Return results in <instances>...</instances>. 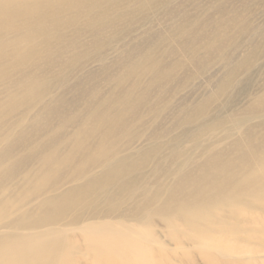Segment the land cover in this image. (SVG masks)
<instances>
[{
	"label": "rangeland",
	"instance_id": "obj_1",
	"mask_svg": "<svg viewBox=\"0 0 264 264\" xmlns=\"http://www.w3.org/2000/svg\"><path fill=\"white\" fill-rule=\"evenodd\" d=\"M54 12L59 20L25 58L11 51L0 64V151L10 148L17 161L6 164V182L40 181L48 171L49 188L61 186L110 160L126 188L115 200L72 202L68 216L146 229L156 240L136 264H239L201 240L195 212L178 225L171 219L213 201L202 179L238 188L234 172L261 151L264 0H96L91 11L67 4ZM26 75L37 84L10 97Z\"/></svg>",
	"mask_w": 264,
	"mask_h": 264
},
{
	"label": "bare ground",
	"instance_id": "obj_2",
	"mask_svg": "<svg viewBox=\"0 0 264 264\" xmlns=\"http://www.w3.org/2000/svg\"><path fill=\"white\" fill-rule=\"evenodd\" d=\"M67 4L73 7L84 4L91 11L96 0H0V64L11 51L17 52L13 58H25L31 41L45 38L59 20L54 10ZM13 34V40H6ZM1 69L0 65V80L6 77V70ZM32 84H37V80L26 75L15 82L10 97L15 96V90ZM3 103L0 100V110ZM28 114L29 110L20 113L21 119ZM97 118L104 124L110 120L101 111ZM17 126L14 124L13 128ZM30 151V155L34 153ZM244 161L243 168L233 174L237 182L243 180L238 188L228 189L229 179L200 180V190L213 201H197L193 207L175 212L171 222L178 225L180 219L187 220V213L195 212V225L202 230L201 240L212 245L220 256L240 260L239 264H261L264 261V138L259 154ZM16 163L10 148L0 151V220L6 218V231L0 229V264H89V258L98 264L123 260L124 264L142 263L140 258L147 256L151 239L156 240L146 229H140L143 233H139L134 224L121 219L80 220L66 214L72 202L76 203L75 209L88 200H115L120 196L126 188V176L110 160L100 162L97 165L100 171L94 175L79 176L50 188L48 171L40 181L6 182V164L14 167ZM248 173L251 176L246 178ZM79 200L82 203L78 204ZM212 203L220 206L214 209ZM258 206L259 209H254ZM173 239L180 246L184 244L180 234H175Z\"/></svg>",
	"mask_w": 264,
	"mask_h": 264
}]
</instances>
